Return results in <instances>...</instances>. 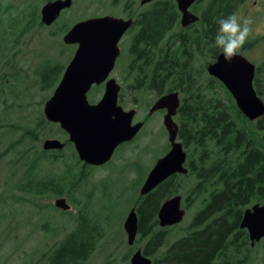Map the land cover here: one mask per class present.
Listing matches in <instances>:
<instances>
[{
  "label": "rangeland",
  "instance_id": "1",
  "mask_svg": "<svg viewBox=\"0 0 264 264\" xmlns=\"http://www.w3.org/2000/svg\"><path fill=\"white\" fill-rule=\"evenodd\" d=\"M47 1L0 0V264L48 263L50 252L62 237L76 223L81 225L76 222L79 213L93 227L92 230H97L98 238L91 241L94 242L92 250L76 264H130L129 258L136 250L142 251L151 232L140 236L138 230L135 243L129 245L123 221L138 197L146 196L140 194V187L155 161L169 149L162 123L164 112H148L155 98L153 92L142 90L134 96L131 93L133 78L128 74L130 56L127 51L136 30L123 42L121 60L111 76L121 85L124 104H120L125 109L135 108L133 121L144 123L140 131L131 141L117 147L103 166L85 164L73 156L70 148L65 147L58 157L60 162L45 164L38 169L40 175L62 174L65 185L62 196L71 206L67 211L54 206V199L59 196L46 194L32 197L17 188L20 176L27 169L25 162L43 151V141L46 138L63 141L65 138L57 130V125L39 124L43 104L53 91L42 83L39 69L44 65L64 68L70 60L75 46L62 42L65 26L70 27L93 12L119 10V7H114V0H73L72 6L61 12L54 25L33 23L30 13L36 8L40 21V8ZM234 13L250 16L254 27L264 26V0H245ZM178 29L177 25L173 31ZM244 47L240 53L253 63L264 59V35L250 36ZM208 54L205 52L203 59ZM203 61L199 59L197 64ZM52 78L56 79V76ZM102 92V85L91 88L87 92L89 101H98ZM174 119L177 122V118ZM188 172L174 176L161 191L166 197L160 205L169 197L181 196L184 216L179 224L182 226L194 216L203 201L201 195L189 208L186 207L188 193L196 183L195 177ZM256 203L264 204V200L244 206L241 216L245 209ZM231 219L229 217L228 221ZM171 227L168 240L175 239L182 232ZM164 249L165 246H161L155 254L160 256ZM145 256L153 264L154 256ZM246 264H264V239L250 247Z\"/></svg>",
  "mask_w": 264,
  "mask_h": 264
},
{
  "label": "trees",
  "instance_id": "2",
  "mask_svg": "<svg viewBox=\"0 0 264 264\" xmlns=\"http://www.w3.org/2000/svg\"><path fill=\"white\" fill-rule=\"evenodd\" d=\"M243 2L196 0L191 9L198 20L170 34L179 24L176 3L154 0L149 14L138 22L140 29L131 40L132 95L142 90H157L158 96L179 90L182 95L176 115L177 137L187 153L188 174L196 179L186 198V207L203 195L202 205L194 216L183 226H173L182 230L173 240L167 239L172 227H159L157 220V210L166 197L161 191L173 177L146 196L138 197L133 207L138 215L140 236L151 232L142 252L154 256L153 264H246L249 260L247 231L238 224L244 206L264 200V115L254 122L246 119L222 83L206 74L208 63L222 52L214 45L218 20L233 14ZM30 15L33 23L37 21L42 26L36 8ZM67 29L65 26L63 31ZM163 30L164 44H159ZM205 52L209 54L203 59ZM199 59L204 60L200 65ZM62 71L63 66L44 65L38 74L42 83L52 88ZM253 84L264 100V59L256 64ZM119 103L124 104L122 92ZM44 123L48 124L41 116L39 124ZM65 147L77 158L67 138ZM60 153L39 151L38 156L26 159L27 169L20 176L17 188L32 197L64 195L62 174H38L45 164L60 162ZM76 222L81 225L76 223L62 237L45 264H76L92 250L91 241L98 238L97 230H92L82 213ZM161 246L165 249L158 256L155 253Z\"/></svg>",
  "mask_w": 264,
  "mask_h": 264
},
{
  "label": "water",
  "instance_id": "3",
  "mask_svg": "<svg viewBox=\"0 0 264 264\" xmlns=\"http://www.w3.org/2000/svg\"><path fill=\"white\" fill-rule=\"evenodd\" d=\"M153 0H141V3ZM181 13L183 27L198 20L189 7L195 0H174ZM71 5V0L47 1L40 8V20L50 25L60 11ZM132 20L111 16L78 21L63 35L65 44H77L74 54L66 65L62 76L51 96L44 102L43 114L48 122L58 124L73 144L80 161L94 166L108 162L117 146L130 141L143 125L133 123L135 108L125 109L118 103L120 85L115 78H108L116 56L119 54L118 41L130 27ZM256 66L242 54L226 62L219 53L214 62L207 65V74L219 80L233 97L239 111L250 121L264 115V100L256 93L253 78ZM104 82V91L96 103H90L87 92L92 85ZM180 105L177 91L168 92L157 98L149 108V113L166 109L163 125L167 131L169 150L156 160L141 189V194L151 191L156 185L177 173H186V152L177 138V124L173 116ZM264 141V134L262 135ZM64 142L57 138H46L42 143L45 151H59ZM56 208L68 210L70 204L65 197H56ZM184 209L181 196L167 198L157 211L160 227L181 222ZM241 229H246L250 244L264 238V205L254 204L245 209ZM123 228L128 243H132L138 229V216L134 208L127 213ZM150 260L137 250L130 257V264H150Z\"/></svg>",
  "mask_w": 264,
  "mask_h": 264
},
{
  "label": "flooded vegetation",
  "instance_id": "4",
  "mask_svg": "<svg viewBox=\"0 0 264 264\" xmlns=\"http://www.w3.org/2000/svg\"><path fill=\"white\" fill-rule=\"evenodd\" d=\"M99 1V0H98ZM150 3L151 2H148V3H145V4H141L140 3V0H114L113 2V5L114 7H119V10H116L114 12L112 11H109V10H106V11H103V13L101 12H93L92 14H90L89 16L85 17L84 19H90V18H100V17H104V16H111V17H114V18H118V19H123V20H127L129 18H132L133 22H132V25L131 27L125 31L119 42H118V46H119V54L116 56V59H115V64H114V68L113 70L116 68L118 62L121 60V57H122V54H123V42L125 41L127 35H129L133 30H136L133 35L131 36V39H130V43H131V40L132 38L135 36V34H137V32L139 31L140 29V25L138 24L139 21L143 20L148 14H149V11H150ZM178 9V8H177ZM189 10L193 12V10L191 9V7L189 8ZM179 11V10H178ZM180 13V12H179ZM180 16H181V13H180ZM180 18V17H179ZM181 26V25H180ZM187 27V26H186ZM184 27V28H186ZM175 28V27H174ZM174 28H172L169 33H173V32H176V31H173ZM181 27H179L180 29ZM182 28V29H184ZM178 29V30H179ZM168 33V34H169ZM159 44H164V30L162 32V40L160 41ZM76 47V45H74ZM130 46V44H129ZM129 46H128V51L127 53L129 54L130 56V62L128 64V74L133 78V57H132V54L129 52ZM112 70V71H113ZM153 92V94L155 95V99L159 98L161 95L158 96V93H157V90H150ZM178 94H179V97H180V100H182V96L181 94L179 93L178 91ZM163 95V94H162ZM158 111H163L164 114L166 112L165 109H161V110H158ZM156 112V111H155ZM154 113V112H153ZM163 114V116H164ZM94 166V165H92ZM177 175V174H176ZM176 175H173L172 177L176 176ZM163 183V182H162ZM161 183V184H162ZM256 204H259V203H256ZM262 205V204H260ZM159 209V208H158ZM158 211V210H157ZM245 211V210H244ZM244 213V212H243ZM243 216V214H242ZM241 216V218H242ZM241 218H240V221H241ZM240 223V222H239ZM159 226V225H158ZM138 230H139V227H138ZM137 234H138V231H137ZM249 237V235H248ZM136 239V238H135ZM264 238H261L260 240H263ZM260 242V241H259ZM135 243V241H134ZM133 243V244H134ZM258 243V242H257ZM133 244H130V245H133ZM253 245L250 244V240H249V247H252ZM137 251V250H136ZM135 251V252H136ZM134 252V253H135ZM142 252V251H141Z\"/></svg>",
  "mask_w": 264,
  "mask_h": 264
},
{
  "label": "clouds",
  "instance_id": "5",
  "mask_svg": "<svg viewBox=\"0 0 264 264\" xmlns=\"http://www.w3.org/2000/svg\"><path fill=\"white\" fill-rule=\"evenodd\" d=\"M214 45L222 51L226 62H231L252 35H264V26L254 27L250 16L236 13L218 20Z\"/></svg>",
  "mask_w": 264,
  "mask_h": 264
},
{
  "label": "bare ground",
  "instance_id": "6",
  "mask_svg": "<svg viewBox=\"0 0 264 264\" xmlns=\"http://www.w3.org/2000/svg\"><path fill=\"white\" fill-rule=\"evenodd\" d=\"M85 164H86V163H85ZM91 166H92V165H91ZM187 172H188V171H187ZM187 172H186V173H187ZM186 173H181V174H186ZM147 175H148V174H147ZM146 177H147V176H146ZM171 177H172V176H171ZM171 177H170V178H171ZM145 179H146V178H145ZM144 181H145V180H144ZM163 182H164V181H163ZM143 183H144V182H143ZM143 183H142V185H143ZM161 183H162V182H161ZM161 183H159L158 185H156V186H155L151 191H149L148 193H146V194H141V192H140V194H141L142 196L149 194L150 192H152L153 190H155V189H156ZM142 185H141V187H142ZM141 187H140V188H141ZM164 201H165V200H164ZM164 201H163V202H164ZM163 202H162V203H163ZM262 205H264V204H262ZM262 205L259 204V206H262ZM69 209H70V208H69ZM69 209H68V210H69ZM64 211H67V210H64ZM241 219H242V218H241ZM240 222H241V221H240ZM239 224H240V223H239ZM137 231H138V229H137ZM137 231H136V234H135V238H136V235H137ZM135 238H134V240H133V242H132L131 244L134 243ZM249 240H250V239H249ZM259 241H260V240L255 241L254 244L257 243V242H259ZM127 242H128V241H127ZM128 244L130 245V243H128ZM254 244H253V245H254ZM138 250H139V249H138ZM140 251H141V250H140ZM145 257H146L147 259H149L150 262H151L150 264H152V260H151L149 257H147V256H145Z\"/></svg>",
  "mask_w": 264,
  "mask_h": 264
}]
</instances>
